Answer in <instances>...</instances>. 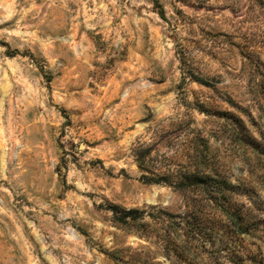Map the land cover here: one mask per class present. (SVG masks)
<instances>
[{"label":"rangeland","instance_id":"obj_1","mask_svg":"<svg viewBox=\"0 0 264 264\" xmlns=\"http://www.w3.org/2000/svg\"><path fill=\"white\" fill-rule=\"evenodd\" d=\"M0 264H264V0H0Z\"/></svg>","mask_w":264,"mask_h":264},{"label":"trees","instance_id":"obj_2","mask_svg":"<svg viewBox=\"0 0 264 264\" xmlns=\"http://www.w3.org/2000/svg\"><path fill=\"white\" fill-rule=\"evenodd\" d=\"M137 164L140 168H143V164L140 160H137ZM193 166L194 167L192 171L188 170L187 167L184 166V168H179L176 170L168 169L163 171L162 174H155L154 176H142L149 183L165 184L169 187H172L179 194H182L183 192L185 194L190 190H196L200 187H205L209 185H211V188L212 186H218L217 183L219 182H217L214 176H212L210 173H207L204 169L201 170L200 168L199 170L196 165ZM203 202L207 203L208 206H217L218 210L222 212L225 216H227V218H229L230 220H233V217H236L238 214L234 209H232V205L226 200L217 202L213 197L207 195L204 197ZM184 204L188 207L192 206L190 202L188 203V200L185 201ZM110 210L112 212V221L115 226L127 232H134L133 226L137 221V214L142 211L137 208H125L116 205L111 207ZM151 216L155 223L156 221L160 222V218L156 219L153 215ZM183 221H185V226L187 227V230L184 234L183 243H192L193 240L197 237L198 232L200 231L198 224L199 222L190 218H184ZM240 231L244 232L242 229ZM165 236L166 235H159L158 238L165 242V245L168 249L172 248L177 254H179L181 248L178 247L177 244H172L169 239H166Z\"/></svg>","mask_w":264,"mask_h":264}]
</instances>
